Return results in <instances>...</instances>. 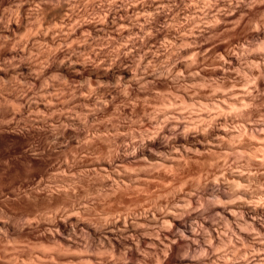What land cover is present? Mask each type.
I'll list each match as a JSON object with an SVG mask.
<instances>
[{"label":"bare ground","instance_id":"6f19581e","mask_svg":"<svg viewBox=\"0 0 264 264\" xmlns=\"http://www.w3.org/2000/svg\"><path fill=\"white\" fill-rule=\"evenodd\" d=\"M0 264H264V0H0Z\"/></svg>","mask_w":264,"mask_h":264},{"label":"rangeland","instance_id":"374dc122","mask_svg":"<svg viewBox=\"0 0 264 264\" xmlns=\"http://www.w3.org/2000/svg\"><path fill=\"white\" fill-rule=\"evenodd\" d=\"M38 140L40 141V139H38V138H33V140H32V141L30 140V142H31V143H33L34 145H36V144H38V143H39V141H38ZM33 141H34V142H33ZM37 141H38V142H37ZM209 203L212 205V203H211V202H209ZM211 205H210V207H211ZM12 210H14L16 214H18V211L16 212V210H15V209H12ZM12 210H11V211H12ZM13 213H14V212H13ZM15 213H14V214H15ZM14 214H13V215H14ZM197 258H198V257H197Z\"/></svg>","mask_w":264,"mask_h":264}]
</instances>
